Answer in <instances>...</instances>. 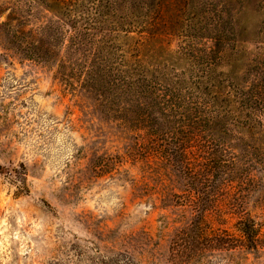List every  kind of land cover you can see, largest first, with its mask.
Returning <instances> with one entry per match:
<instances>
[{
    "label": "rangeland",
    "instance_id": "obj_1",
    "mask_svg": "<svg viewBox=\"0 0 264 264\" xmlns=\"http://www.w3.org/2000/svg\"><path fill=\"white\" fill-rule=\"evenodd\" d=\"M19 1L0 0V22ZM184 5L171 15L170 39L173 50H194L181 62L194 69L206 44L217 58L216 0ZM263 19L255 0L239 19L252 51ZM6 37L0 31V264H264V240L251 248L240 224L252 217L264 235V171L226 173L216 196V138L203 128L188 144L195 174L184 180L146 153L139 130L103 112L97 92L56 64L21 59ZM206 178L213 198L198 213L191 197ZM178 232L200 241L174 260Z\"/></svg>",
    "mask_w": 264,
    "mask_h": 264
},
{
    "label": "trees",
    "instance_id": "obj_2",
    "mask_svg": "<svg viewBox=\"0 0 264 264\" xmlns=\"http://www.w3.org/2000/svg\"><path fill=\"white\" fill-rule=\"evenodd\" d=\"M186 1L21 0L0 22V31L21 59L56 64V73L97 92L103 112L116 113L127 127L139 130L150 145L146 153L184 180L195 174L188 144L203 128L211 133L219 196L226 173L264 171V19L252 51L239 34V19L252 0H216L217 58L206 44L197 49L205 61L189 69L191 62H181L194 50L184 45L173 50L169 28L171 15L181 16ZM255 1L264 15V0ZM189 70L199 74L188 75ZM209 180L201 183L203 193L189 200L197 203L198 213L213 198L205 191ZM202 196L203 207L198 204ZM240 224L246 242L258 248L264 235L255 220L246 217ZM181 233L171 246L174 260L199 246V238L190 241ZM219 240L224 237L216 236V244Z\"/></svg>",
    "mask_w": 264,
    "mask_h": 264
}]
</instances>
